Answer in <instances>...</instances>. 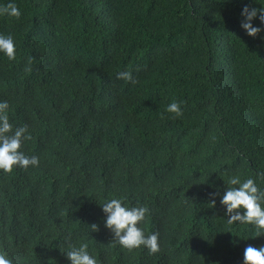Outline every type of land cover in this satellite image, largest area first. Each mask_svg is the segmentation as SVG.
<instances>
[{"label": "trees", "instance_id": "1", "mask_svg": "<svg viewBox=\"0 0 264 264\" xmlns=\"http://www.w3.org/2000/svg\"><path fill=\"white\" fill-rule=\"evenodd\" d=\"M9 2L21 15H0L17 46L12 61L0 53V100L40 159L0 171V248L13 264H69L66 240L98 264H242L247 245L264 244L209 195L264 171V45L239 26L241 8L264 0ZM173 101L181 117L164 110ZM120 196L149 208L141 226L159 252L112 240L99 204Z\"/></svg>", "mask_w": 264, "mask_h": 264}, {"label": "clouds", "instance_id": "2", "mask_svg": "<svg viewBox=\"0 0 264 264\" xmlns=\"http://www.w3.org/2000/svg\"><path fill=\"white\" fill-rule=\"evenodd\" d=\"M255 2V0H254ZM256 3V2H255ZM257 4V3H256ZM250 7L245 4L240 10V28L244 35L259 41L264 45V5ZM0 15L19 18L21 12L14 2L0 6ZM259 21L258 25L253 20ZM17 46L13 35L0 34V53L9 61L16 58ZM117 79L135 83L132 74L128 71L117 73ZM173 113L175 117L183 115L181 102L168 103L164 109ZM9 103L0 100V171L11 173L14 168L28 169L36 168L40 159L36 155H26L23 145L31 140L26 125L14 127L9 120ZM264 179V171H257L255 178L248 177L243 181L238 176L230 175L222 195L219 191L211 192L209 195H219V203L223 206V216L226 217L228 225L243 224L254 228L252 238L264 235V188L258 186L257 181ZM214 206L215 199L211 200ZM103 213V225L112 233L114 240L122 249L132 251L143 247L150 254L160 251L159 234L157 232L146 233L141 225L146 216L150 214L147 206L142 204H129L123 196L106 199L100 203ZM90 231L98 230L97 223L88 224ZM68 251L63 252L69 264H98L96 256L89 252L86 243L78 246L65 241ZM0 264H13V260L7 248H0ZM242 264H264V244L259 246L247 245L243 250Z\"/></svg>", "mask_w": 264, "mask_h": 264}]
</instances>
